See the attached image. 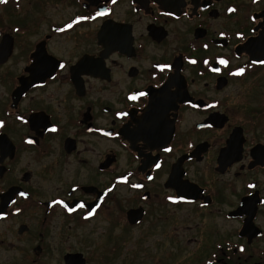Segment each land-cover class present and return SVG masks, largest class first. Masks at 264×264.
I'll return each mask as SVG.
<instances>
[{
  "label": "flooded vegetation",
  "instance_id": "obj_1",
  "mask_svg": "<svg viewBox=\"0 0 264 264\" xmlns=\"http://www.w3.org/2000/svg\"><path fill=\"white\" fill-rule=\"evenodd\" d=\"M240 11L0 2V264H107L106 228L172 245L179 213L192 264H264V46L241 49L264 9ZM92 224L101 243L69 245Z\"/></svg>",
  "mask_w": 264,
  "mask_h": 264
},
{
  "label": "rangeland",
  "instance_id": "obj_2",
  "mask_svg": "<svg viewBox=\"0 0 264 264\" xmlns=\"http://www.w3.org/2000/svg\"><path fill=\"white\" fill-rule=\"evenodd\" d=\"M236 1L241 6L240 16H246L264 9V0ZM260 73L262 74L261 80L258 82L256 90L252 91L253 93H264V68ZM236 91L241 93L247 92V86L238 87ZM182 217V213L174 216L172 245L156 244L154 239H158V237L155 234L146 235L143 231L139 233V230H135L134 236H132V230L127 235L129 238L125 242H121L118 241L119 229L112 228L111 226L106 228L104 236L108 235V245L105 247V251H109L107 257L109 263L107 264H192V261L189 259V253L194 251L195 245H187L184 237L192 235L194 231H189L188 233L183 230L186 221L182 220ZM101 228V224H99L98 228H96V224H92L91 227L83 226L82 228H78L75 232L71 233L73 237L70 238L69 245H72L76 250L90 252V250L94 249L95 243H101L99 240L101 234L99 232L104 230H101ZM136 235L145 238V240L136 239Z\"/></svg>",
  "mask_w": 264,
  "mask_h": 264
},
{
  "label": "water",
  "instance_id": "obj_3",
  "mask_svg": "<svg viewBox=\"0 0 264 264\" xmlns=\"http://www.w3.org/2000/svg\"><path fill=\"white\" fill-rule=\"evenodd\" d=\"M263 15H264V13L262 12L260 14H257L255 17L260 18ZM263 41H264V38L262 37V34L260 33L257 38H251L248 41H246V43L241 47V49L248 54L255 53V52H252V50L255 51V50H258L260 48H263V46H264ZM263 56H264V53L262 54V57ZM252 60L258 61V60H254L253 58H252ZM72 261H73V259H72Z\"/></svg>",
  "mask_w": 264,
  "mask_h": 264
},
{
  "label": "snow or ice",
  "instance_id": "obj_4",
  "mask_svg": "<svg viewBox=\"0 0 264 264\" xmlns=\"http://www.w3.org/2000/svg\"><path fill=\"white\" fill-rule=\"evenodd\" d=\"M0 2H6V0H0ZM97 15H98V16H99V15H104V13H103V12H98ZM69 27H71V25H69ZM221 63H227V62H226V61H221ZM61 67H63V65H61ZM240 71L242 72L243 69H241ZM140 95H144V93H141ZM130 99H137V97H136V96H132V97H130ZM156 167L159 168L160 165L157 164ZM149 179H152V177H149ZM134 187H138V185H134ZM170 199H171V198H170ZM80 206L83 207L84 205H80ZM97 207H99V206L97 205ZM69 210L71 211V209H69ZM93 211H94V210H93ZM92 214H93V213L90 212L88 215L91 216ZM85 218L87 219L88 217H85ZM241 250H243V249H241Z\"/></svg>",
  "mask_w": 264,
  "mask_h": 264
}]
</instances>
